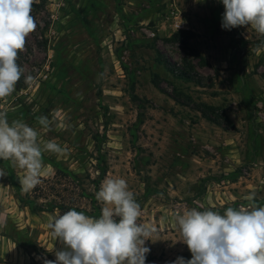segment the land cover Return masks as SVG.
<instances>
[{"label": "rangeland", "instance_id": "obj_1", "mask_svg": "<svg viewBox=\"0 0 264 264\" xmlns=\"http://www.w3.org/2000/svg\"><path fill=\"white\" fill-rule=\"evenodd\" d=\"M224 11L222 0H38L37 28L18 53L24 74L0 100L9 123L67 146L65 155L43 154L42 178L59 170L96 178L104 156V179L126 180L141 206L137 222L156 228L146 264L192 258L175 220L185 210L223 214L252 192L264 206V36L222 28ZM41 115L54 118L51 131ZM0 169V264L56 260L64 246L47 224L66 211L33 213L12 176L21 170L2 159Z\"/></svg>", "mask_w": 264, "mask_h": 264}, {"label": "clouds", "instance_id": "obj_2", "mask_svg": "<svg viewBox=\"0 0 264 264\" xmlns=\"http://www.w3.org/2000/svg\"><path fill=\"white\" fill-rule=\"evenodd\" d=\"M38 0H0V100L10 97L24 74L17 63L26 38L37 28L31 15ZM225 11L221 27L232 29L250 26L264 36V0H222ZM34 82L32 75L25 83ZM37 122L51 131L54 118L41 115ZM65 129L69 124L62 125ZM55 139L41 141L39 132L22 120L9 123L6 111H0V159L21 170L18 177L24 193L32 191L47 175L44 153L58 156L68 152ZM0 169V179L6 177ZM255 193L244 197L249 203L227 207L223 214L197 207L175 217L181 239L192 258L177 257L172 264H264V206L255 202ZM102 205L99 218L74 208L63 214L57 211L47 224L53 240L63 250L56 260L44 264H146L150 248L145 242L156 231L152 225L138 223L141 206L123 178L106 177L95 193ZM51 251L52 249H48Z\"/></svg>", "mask_w": 264, "mask_h": 264}, {"label": "trees", "instance_id": "obj_3", "mask_svg": "<svg viewBox=\"0 0 264 264\" xmlns=\"http://www.w3.org/2000/svg\"><path fill=\"white\" fill-rule=\"evenodd\" d=\"M177 36L178 34L174 35L175 38ZM169 70L180 80L187 82L196 80V75L193 72L174 66H170ZM204 116L207 120L213 121L207 114ZM98 162L99 175L96 178H92L90 174L83 176L59 170L55 171V175L51 179L42 178V182L28 193L22 192L18 178L12 175L19 192L20 203L29 207L33 213L68 211L74 208L88 216L99 218L101 206L95 198V193L99 190L101 182L107 174V166L104 156L99 157ZM81 198L85 200L84 206L87 207L81 205L82 203L79 201Z\"/></svg>", "mask_w": 264, "mask_h": 264}]
</instances>
